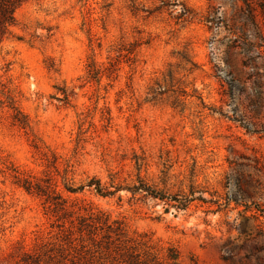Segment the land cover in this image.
<instances>
[{
    "label": "rangeland",
    "instance_id": "obj_1",
    "mask_svg": "<svg viewBox=\"0 0 264 264\" xmlns=\"http://www.w3.org/2000/svg\"><path fill=\"white\" fill-rule=\"evenodd\" d=\"M14 18L0 44V253L19 244L46 249L49 264H127L113 232L86 224L102 214L124 239L173 247L179 264H264V216H245L264 213V0H28ZM156 79L185 86L183 103L166 90L152 100ZM18 173L50 178L68 213ZM137 175L169 193L192 179L207 201L133 199L122 187ZM89 179L121 189L64 188Z\"/></svg>",
    "mask_w": 264,
    "mask_h": 264
},
{
    "label": "trees",
    "instance_id": "obj_2",
    "mask_svg": "<svg viewBox=\"0 0 264 264\" xmlns=\"http://www.w3.org/2000/svg\"><path fill=\"white\" fill-rule=\"evenodd\" d=\"M25 1L28 0H0V44L10 35L11 26L15 22L14 12L15 10ZM162 4L157 6L156 9L163 8L165 3L161 1ZM172 4V3H168ZM176 5V3L174 4ZM183 12L180 14L183 16L184 20L190 17L189 11L182 5ZM184 10L187 12H184ZM139 42L132 43V47L127 49V53L131 54L134 47H136ZM177 54L180 57V60L186 65V71L191 72L196 68L195 62L190 57L186 49L177 51ZM91 65V66H90ZM94 62L90 61L87 65V73H94L96 76L101 72L99 67L94 66ZM115 63H109V67L103 70L107 71V75L111 76L117 68ZM162 80L156 79L153 82V86L149 88V94L151 95L152 100H157L164 92L171 91L173 94L172 103L177 105L183 103L181 97L187 96L185 86L179 87L178 90L172 88V84L169 88H165ZM166 90V91H165ZM192 91L195 92V89L192 88ZM193 95V94H191ZM69 96V94H65ZM8 98L9 107L13 110V121L22 127H28L27 119L23 116L17 107L14 105L11 97ZM15 182L18 183L25 191L33 193L37 196H41L44 199V203L48 208L53 211H63L64 214L68 213L66 211V200L62 197L59 191L56 190L55 185L51 182L50 178L45 179H34L30 176L25 175H15ZM165 184V180L162 181ZM91 187L100 196H111L116 191L121 189V185L112 186V189L108 187H103L100 185V182L97 179H89L86 184H80L75 187L71 185L64 184V188L69 192L80 191L84 187ZM122 189L127 190L130 193V197L136 200L145 201L147 199H153L162 201L167 204L168 207H173L176 210H185L189 204L194 200H199L201 202H206L207 200L201 195L202 190L198 189L194 184L192 179L189 180L187 185V190H178L175 193H169L165 189L158 188L154 184H150L145 181L142 177L137 175L136 180L130 185H124ZM198 194V195H195ZM167 210V208L165 209ZM93 215V216H92ZM90 216L89 222L86 224L91 227V230L105 229L106 234L104 237L111 238L110 233L113 232L116 237L112 238L109 243H113L115 250L120 251L118 255L124 257L123 261L127 264H179L178 262V252L173 247H168L164 255H160L153 247L148 243L143 236L137 238H128L124 239L123 230L119 224L111 227L112 224L107 222L105 217H102V214H92ZM246 217L252 218L253 221L258 219V215L251 213L250 215H245ZM93 232V231H92ZM93 234H95L93 232ZM122 238V239H121ZM52 255L46 254V249H26L19 244L12 245L8 250L2 251L0 253V264H49V259Z\"/></svg>",
    "mask_w": 264,
    "mask_h": 264
}]
</instances>
